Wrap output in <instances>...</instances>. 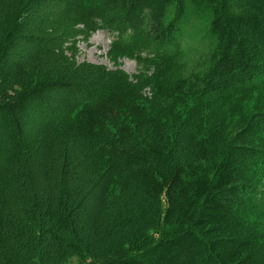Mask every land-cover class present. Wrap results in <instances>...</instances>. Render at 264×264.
Segmentation results:
<instances>
[{
	"label": "trees",
	"instance_id": "1",
	"mask_svg": "<svg viewBox=\"0 0 264 264\" xmlns=\"http://www.w3.org/2000/svg\"><path fill=\"white\" fill-rule=\"evenodd\" d=\"M46 2L0 0V264H264V0ZM208 7L214 48L175 75ZM58 25L150 63L166 106L73 63ZM251 96L250 113L234 107Z\"/></svg>",
	"mask_w": 264,
	"mask_h": 264
},
{
	"label": "rangeland",
	"instance_id": "2",
	"mask_svg": "<svg viewBox=\"0 0 264 264\" xmlns=\"http://www.w3.org/2000/svg\"><path fill=\"white\" fill-rule=\"evenodd\" d=\"M60 8V0H47L46 5L39 8V12L43 11H54ZM205 11L204 15L199 14L196 10L194 15L190 17L188 27L183 33L181 38L182 43V56L180 59V68L176 67L174 69V74L178 76H183L193 72V67L197 62L203 61L210 55L211 50L214 48V42H211L208 35L206 34V24L212 18L211 10ZM84 27L81 25L77 26L76 29H72L71 32L67 31L63 26H59L53 32L58 35L59 32H67L65 38L60 39L61 49L64 51L66 56L70 57L76 65L81 63L91 64L97 67H103L108 70H120L124 75H126L129 81L134 82L136 80L141 81L140 88L138 89V96L142 98L143 101L148 103L152 99H156V103L166 106L165 95L163 93H153V82L154 80H145V72L140 73L139 69H147L149 73H152L150 69V63L143 65L139 68V63L127 56L121 54L117 47H113V38L105 30H95L92 34L84 33ZM31 49L29 44L25 41L16 42L12 51L11 56L7 58L8 62L20 61L29 55ZM173 75L174 77H176ZM153 81V82H152ZM255 96L246 97L240 99L234 107H240L244 109V112L250 113L255 107L256 100ZM227 104V103H226ZM229 104V103H228ZM232 105V104H231ZM46 110L47 108L44 107ZM224 113H228V110H222ZM45 112V111H44ZM44 114V113H43ZM44 115L37 116L42 120L46 119ZM237 114L232 115L235 117ZM92 205L88 203L82 204V209L85 212L90 211ZM66 264H78L76 259L69 260Z\"/></svg>",
	"mask_w": 264,
	"mask_h": 264
}]
</instances>
